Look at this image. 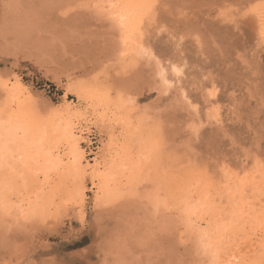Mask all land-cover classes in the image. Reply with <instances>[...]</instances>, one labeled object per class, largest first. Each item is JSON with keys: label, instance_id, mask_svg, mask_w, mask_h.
<instances>
[{"label": "rangeland", "instance_id": "rangeland-1", "mask_svg": "<svg viewBox=\"0 0 264 264\" xmlns=\"http://www.w3.org/2000/svg\"><path fill=\"white\" fill-rule=\"evenodd\" d=\"M96 1L126 20L120 37L130 42L137 35L162 61L188 59L205 80L202 89L214 90L209 103L199 90L190 92L202 123L191 142L183 128L195 119L150 90L148 69L129 59V42L115 48L119 33L93 13ZM18 107L53 153L66 150L53 121L65 113L79 126L86 140L82 199H70L56 175L11 172L9 207L29 204L36 212L0 233V264H215L207 258L212 250L195 256L188 226L217 213L231 177L250 180L254 188L244 195H255L257 212L244 227L230 226L220 260L264 264V0H0V115H19ZM214 113L217 122L207 124L204 116ZM139 116L148 119L145 162L126 153ZM106 164L113 180L100 196L93 173ZM201 188L202 211L190 218L175 213L178 195ZM152 199L164 226L145 220Z\"/></svg>", "mask_w": 264, "mask_h": 264}, {"label": "bare ground", "instance_id": "bare-ground-1", "mask_svg": "<svg viewBox=\"0 0 264 264\" xmlns=\"http://www.w3.org/2000/svg\"><path fill=\"white\" fill-rule=\"evenodd\" d=\"M101 3L102 2L100 1L94 2L92 11L97 17L108 22L109 29L118 31L119 35L115 36V48L117 49L121 45L124 44L125 38H123L122 36H121L122 38L120 37L121 35L120 32L122 33L124 29V23L126 22V20H124L122 15H120L117 11L112 10V8H106L104 7V5H101ZM126 31L129 32V30L126 29L125 34H126ZM125 42H129V40L128 41L125 40ZM145 42L146 41H143L137 35L134 38H132V40L130 38V42L128 44L129 46L128 57L129 59L134 60L136 62H141L143 66L148 69L149 78L151 82L150 90L153 93H155L157 98L164 100L168 104L169 107L177 108L183 111V113H185L186 115L195 119V123H186L185 128H183L185 129L187 133V137L189 138V141L191 142L192 139L196 138V134L198 130L201 128L202 123L196 111L195 104L191 103L192 99H190V97L192 94L190 95V92L194 89L199 90L198 92H200V97L205 103H209L211 101L210 99L213 97L214 92L210 91V89L212 88H210L209 90H203L204 88L202 87L201 84L205 80L204 81L201 80L202 75L200 76L196 68L192 65V63L188 59L180 58V57L175 58L176 56L174 57L175 55L174 53L172 55L175 59L172 58L173 60L162 61L161 59H159L158 57H156V55L152 53V50L146 45ZM168 48H171V47H168ZM176 55H178V53ZM127 100H128L127 101L128 105L134 103V98L132 97L128 98ZM18 104H19L18 106L22 107L21 103H18ZM19 110H17L18 113L20 112L19 115L18 114L13 115V117H10V116L3 117L1 116L2 114L0 115V171L2 169L1 171L2 173H0V233L1 232L4 233L5 231H7V229L11 225H14V223H16L19 220V218L26 217L24 216V214L27 213V216H29L30 212L31 213L36 212L30 209L29 204L27 207L23 208L22 210H17V211L9 207L8 202L6 200V193H8V190L10 189L11 184L8 180L11 179L10 177L11 174H13L12 178L15 177V175H19V174L21 175L25 174L24 176L28 178V174H30L28 172H31L32 170H34L35 172L37 171V177H42L43 179H46V177H49L51 175H56L58 176V178L59 177L61 178L60 181L62 182V184L66 185V186L64 185L67 190L65 191L67 193L69 192L68 196L70 197V199L72 198L82 199L83 183H82L81 178L83 177V174H84V169L82 168L83 167L82 161L84 158L83 156L84 154L80 148V144L83 142H86V140L84 139V137H81L82 135L79 136L78 131L75 130L77 126L75 127L74 121L72 120L73 118L71 119V117H69L68 115L65 116L66 114L64 113L63 115L62 113L61 114L62 121L60 117L59 119L56 120V122L55 120L53 121L54 122V126H53L54 132L57 133L55 135L60 136L61 137L60 140L66 143V150L64 152L53 153L51 148L46 147L47 145L45 144V141L43 138L44 137L43 130H37V129L34 130V126L31 127L27 125L26 120L24 118L23 110L21 111ZM217 115H219V113ZM217 115L215 113L211 115H205L204 116V119L206 120L205 122L210 125L215 124L217 122L216 121V118L218 117ZM147 120L143 118L142 116L141 117L139 116L137 121H135L137 125L135 126V128H133L134 133L129 137L130 141H128V144L126 145V147H128L126 149V153L128 154V156L127 154L126 156L128 157V159H130V161L135 162V160H139L141 162H145L151 157L150 148L147 146V141H146L147 139H149L148 138L149 132H146L143 127V125L147 122ZM219 122L220 121H218V123ZM30 131L34 133H30ZM79 134H82V133H79ZM12 160H14V166H15L14 168L18 167V171L14 172L13 171L14 168H12V169H8L7 172H3V169L4 167H6L7 163H13ZM112 168H113L112 166H110L109 164H106V166L105 165L103 166V170L101 172L99 171L100 173L97 176L93 173V177H95L98 182L96 184L98 185L99 195L100 194L102 196L106 195V193L109 191L108 187H109L110 181L113 176V171H114ZM93 177L92 179H94ZM226 177L228 176L226 175ZM230 179H232V182H230ZM228 180L230 182V185L232 183L231 187H229L228 185H227L228 187L226 186V184L229 183ZM245 181H248V180L237 182L232 177L227 179V183L224 182L223 184L225 187L224 193L227 195V197L225 198V201L222 202L221 208L219 210H216L217 213L215 212L216 214L210 217L209 219L204 218L205 217L204 216V217H197V218L194 217L195 222L192 220L190 221L188 220L189 221L188 227H190L189 228L190 230L188 229V233L190 232L189 234L195 237L194 242H193L194 244L191 245L193 247V250L192 249L191 250L194 251L195 256L197 254L199 255V253H202L203 255L206 252L212 250L211 252L208 253V254L211 253V255L207 257L209 260L210 258L211 259L215 258V262H216L215 264H227L224 258L223 259L221 258L222 260H220V257L223 256L221 253L222 252L221 250H225L227 248V247L226 248L223 247V245L226 244L228 240H230L229 238L227 239L228 237L227 235L229 234H226V233L228 231L231 232L230 228L232 227V224L234 227L236 224H240L241 225L240 227H242L246 223V219H248L247 221L249 222L250 217L253 215L252 213L257 212V211H254L253 201H255L256 199L254 197L255 195L254 196L252 195L251 197L244 195V193L247 192L246 191L247 189L254 188V187H252L251 184H248ZM235 182H237V184H235ZM248 182L251 183L250 180ZM260 186L262 185H259V187ZM250 191L252 192L251 189ZM190 192L191 193L187 194L188 196H186V198L184 197V194H181V193H180L181 195L177 196L178 197L177 199L179 200V203L177 200V203H178L177 205L179 204L180 205L178 207L176 205L177 212H175L177 214L179 213L178 215L180 216L182 215L183 217H187V218H190V216L195 212L202 211V205L206 204V197H205L206 191L204 188L203 189L201 188V190L196 189ZM126 193L129 194V192L126 191L125 193H121L120 195L124 198L125 195H128ZM258 193L259 192H257L256 194L257 198L259 197ZM150 202H149L150 203L149 207H146L145 209H143V212L145 214V220L149 224L158 223V225L161 224V226H164V223L162 222L163 218H162V215L160 214L162 207L159 206L158 201L155 199L150 200ZM35 205L36 204H34V206ZM143 207H145V204H143ZM255 216H254V219L256 218ZM216 218H217V222H215L216 225L210 224V222L215 221ZM23 220L25 219H22L21 221ZM184 220L186 221V218ZM196 224H198L199 226L201 224H206V227L200 229V227L198 226L197 228H195ZM192 225L194 226L192 227ZM185 226L187 227V224H185ZM225 227H226V230H225ZM192 238L190 237V240H192ZM222 247L224 249H222ZM228 262L230 264V262L232 263V260Z\"/></svg>", "mask_w": 264, "mask_h": 264}]
</instances>
